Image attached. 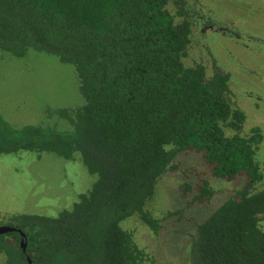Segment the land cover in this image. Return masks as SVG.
Instances as JSON below:
<instances>
[{
	"label": "trees",
	"instance_id": "1",
	"mask_svg": "<svg viewBox=\"0 0 264 264\" xmlns=\"http://www.w3.org/2000/svg\"><path fill=\"white\" fill-rule=\"evenodd\" d=\"M191 10L188 0H0V61L31 51L55 56L75 68L84 97L48 107L53 119L40 124L16 127L0 112V155H79L97 176L57 215L0 220L16 228L0 234V264H143L146 254L123 224L138 215L161 228L148 205L188 151L202 153L218 178L248 180L197 225L193 264H264V188H252L263 178L264 135L258 126L242 134L246 113L232 101L229 72L208 75L203 63H185ZM198 189V200L215 193L208 180Z\"/></svg>",
	"mask_w": 264,
	"mask_h": 264
},
{
	"label": "rangeland",
	"instance_id": "2",
	"mask_svg": "<svg viewBox=\"0 0 264 264\" xmlns=\"http://www.w3.org/2000/svg\"><path fill=\"white\" fill-rule=\"evenodd\" d=\"M188 3L193 32L185 63H203L208 75L218 67L229 72L232 101L246 113L242 134L250 135L258 126L264 135V0ZM211 23L215 24L212 28ZM234 29L240 32L235 37L230 34ZM11 58L0 61V112L13 126L51 120L48 107H70L84 100L72 65L35 51ZM257 157L263 178L253 184L254 190L264 188V139ZM178 162L177 170L160 177L156 195L148 205L161 228L154 231L138 215L123 224L145 252L143 264H193L191 245L197 225L248 183L242 176L233 180L214 176L200 152H184ZM96 177L79 155L67 160L50 152L1 154L0 220L17 213L57 215L71 208L81 193L88 192ZM202 180H208L215 190L210 199L195 198ZM185 183L192 187L187 193ZM261 226L264 228V217Z\"/></svg>",
	"mask_w": 264,
	"mask_h": 264
},
{
	"label": "water",
	"instance_id": "3",
	"mask_svg": "<svg viewBox=\"0 0 264 264\" xmlns=\"http://www.w3.org/2000/svg\"><path fill=\"white\" fill-rule=\"evenodd\" d=\"M15 230H16V228L12 227L10 225H7V224L0 225V234H6V233H9V232H12V231H15ZM18 231L22 235L21 246H22V248L24 250H26V248H27V237H26V234L20 229Z\"/></svg>",
	"mask_w": 264,
	"mask_h": 264
},
{
	"label": "flooded vegetation",
	"instance_id": "4",
	"mask_svg": "<svg viewBox=\"0 0 264 264\" xmlns=\"http://www.w3.org/2000/svg\"><path fill=\"white\" fill-rule=\"evenodd\" d=\"M212 25L214 26L215 24H214V23H211V26H210L211 28L213 27ZM218 28H219V27H217L216 29H217V30L221 29V28H219V29H218ZM214 29H215V28H214ZM221 30H222V32L224 31L223 29H221ZM224 33H225V31H224Z\"/></svg>",
	"mask_w": 264,
	"mask_h": 264
}]
</instances>
